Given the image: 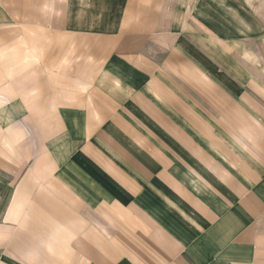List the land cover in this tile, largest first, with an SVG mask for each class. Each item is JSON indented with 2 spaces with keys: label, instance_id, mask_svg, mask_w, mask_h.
<instances>
[{
  "label": "crops",
  "instance_id": "0c3cea01",
  "mask_svg": "<svg viewBox=\"0 0 264 264\" xmlns=\"http://www.w3.org/2000/svg\"><path fill=\"white\" fill-rule=\"evenodd\" d=\"M0 264H264V0H0Z\"/></svg>",
  "mask_w": 264,
  "mask_h": 264
}]
</instances>
